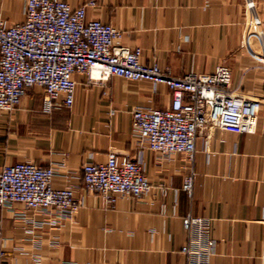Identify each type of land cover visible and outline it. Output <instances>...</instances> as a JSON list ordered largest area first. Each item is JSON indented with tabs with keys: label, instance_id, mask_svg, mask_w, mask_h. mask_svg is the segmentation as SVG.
Segmentation results:
<instances>
[{
	"label": "crops",
	"instance_id": "0c3cea01",
	"mask_svg": "<svg viewBox=\"0 0 264 264\" xmlns=\"http://www.w3.org/2000/svg\"><path fill=\"white\" fill-rule=\"evenodd\" d=\"M65 1L77 8L91 0ZM95 1L88 19L122 31L121 43L141 48L146 65L174 77L225 65L234 90L264 98L263 49L249 25L253 11L264 19V0ZM25 12V0H0V19L9 25ZM76 81L71 108L34 115L27 95L11 113L0 112V168L53 167L54 186L74 188L81 203L77 214L58 222L20 204L0 208V264H193L182 252L189 216L210 220L215 244L201 264H264V106L254 134L201 131L192 163L183 154L162 159L142 148L151 191L109 204L83 188V166L104 163L111 152L136 158L133 111L167 108L172 94L164 85L118 77ZM190 174L191 194L184 190Z\"/></svg>",
	"mask_w": 264,
	"mask_h": 264
},
{
	"label": "built area",
	"instance_id": "2783aa9c",
	"mask_svg": "<svg viewBox=\"0 0 264 264\" xmlns=\"http://www.w3.org/2000/svg\"><path fill=\"white\" fill-rule=\"evenodd\" d=\"M21 22L0 19V112L11 113L30 90L41 88L42 113L71 108L76 99L77 75L103 83L111 77L131 82L164 85L172 94L170 106L133 111V130L140 148L130 159L111 152L104 163L83 166V188L107 203L118 198L140 199L152 189L145 174L142 148L169 159L183 154L192 163L201 131L218 128L234 134H254L264 98L232 88V70L219 65L212 73L191 72L174 77L158 64L146 65L143 50L121 43L123 32L99 20L88 19L91 0L74 8L65 0H25ZM249 25L256 30L264 57V19L252 12ZM53 167L31 162L0 168V208L23 205L52 215L57 222L78 213L81 203L72 187L56 188ZM194 174L185 178L184 190L194 188ZM163 193H166L165 191ZM16 216L25 218L24 212ZM183 227L189 242L182 252L193 264L212 253L210 220L186 217ZM1 234V232H0ZM3 252H0V257Z\"/></svg>",
	"mask_w": 264,
	"mask_h": 264
},
{
	"label": "rangeland",
	"instance_id": "374dc122",
	"mask_svg": "<svg viewBox=\"0 0 264 264\" xmlns=\"http://www.w3.org/2000/svg\"><path fill=\"white\" fill-rule=\"evenodd\" d=\"M28 95L32 97V100L30 101L29 106L33 109L34 115L38 116H47L46 114L42 113V96L37 91V89H32L29 91ZM23 103V102H22ZM32 123H35L37 121L31 120Z\"/></svg>",
	"mask_w": 264,
	"mask_h": 264
}]
</instances>
